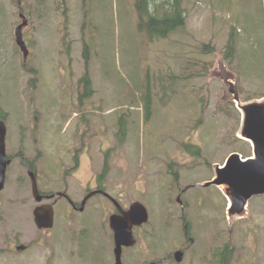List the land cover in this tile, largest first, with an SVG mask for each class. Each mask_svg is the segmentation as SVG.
Wrapping results in <instances>:
<instances>
[{"label":"rangeland","instance_id":"rangeland-1","mask_svg":"<svg viewBox=\"0 0 264 264\" xmlns=\"http://www.w3.org/2000/svg\"><path fill=\"white\" fill-rule=\"evenodd\" d=\"M184 7L186 26L151 40L138 31L135 0H0V106L12 116L7 154L21 151L39 170L60 165L67 177L74 154L88 148L97 182L107 174V192L123 210L140 202L150 216L134 228L137 244L124 250L123 264H215L213 253L226 245L229 264H264V195L239 215L227 210L226 186L201 187L231 153L252 156L238 139L234 99L264 102L257 98L264 93V2L185 0ZM21 12L29 19L26 63L14 34ZM230 42L235 53L226 57ZM87 74L91 95L84 97ZM19 164L9 166L0 194V264H114V206L91 200L92 213L78 215L59 201L53 229L41 231L31 185L14 179ZM68 186L70 196L81 192L73 178L60 190ZM178 250L185 251L181 263L169 258Z\"/></svg>","mask_w":264,"mask_h":264},{"label":"water","instance_id":"water-1","mask_svg":"<svg viewBox=\"0 0 264 264\" xmlns=\"http://www.w3.org/2000/svg\"><path fill=\"white\" fill-rule=\"evenodd\" d=\"M27 24L26 20L17 27V43L21 47L24 58L28 57V50L22 39V29ZM241 136L252 142L254 148L253 158L243 161L240 155L232 154L224 168L217 170L216 179L210 183L226 186V194L232 202L231 212L242 214L248 201L254 196L264 194V102L249 103L243 108ZM6 125L0 120V191L4 189L6 170L11 159L6 154ZM36 201L41 203V195L34 182ZM34 220L40 230L51 229L54 225V210L52 205L37 206L34 210ZM149 214L141 203H134L128 211L110 218V226L115 238V264H122V247L134 246L136 241L132 234L134 226L147 223ZM18 251L25 250L18 246ZM183 252H176L173 257L181 262Z\"/></svg>","mask_w":264,"mask_h":264},{"label":"flooded vegetation","instance_id":"flooded-vegetation-1","mask_svg":"<svg viewBox=\"0 0 264 264\" xmlns=\"http://www.w3.org/2000/svg\"><path fill=\"white\" fill-rule=\"evenodd\" d=\"M25 42L27 43V47L31 50L30 45L28 44L27 40ZM0 83H1V76H0ZM84 90L86 92L85 88ZM1 91L2 90L0 86V92ZM11 117L12 116H10V113L5 112L2 109V106H0V119L3 120L7 124V138H6L7 150H8V146H10L8 144V135L10 134L9 120L11 119ZM42 118L46 121L44 122V126H45V124H47L49 120L48 118L43 117V116ZM35 120L38 121V118H36ZM19 124L23 125L21 122ZM30 128L35 132L38 130L37 126L36 128H34L32 123L30 124ZM81 133H83V130L81 131ZM12 137H14V134L12 135ZM88 150H89L88 148L82 151L78 150L77 154H74V157L72 159L73 164L69 165V169H68L69 171L67 172V177H65L63 167H60V165L53 166V165L48 164V165H45V168H43L42 170L40 168L39 170L38 166L30 162V160H28L25 154L21 151L15 152L12 156L10 157L8 156V158H12V162L15 159H18L20 162L19 167H20L21 174L18 177L14 178L15 181L20 186H23L25 184L31 185L30 195L32 194L33 199L37 200L34 194V182H35L38 188V192L41 195V200H44V203H47V204H54V212H55V206L58 204V202L65 200L69 205L68 208L72 209L76 214L90 215L93 210L91 209V200H107V202H109L112 205V210H113V206L115 208V211L113 210L112 212L113 214L111 213L110 216L116 215V214L119 215L121 212L120 210L122 208L119 202H117L116 199H114L107 192V189H106L107 174H105L104 176L101 174L100 176L101 179H99L98 177L99 182H97V174H96V171H94V165L92 163V158L87 153ZM47 167L50 169H46ZM83 169H85L86 174H88L87 177L81 176ZM70 178H73L78 181L80 189H81V192H80L81 194L79 193V195H76V196L68 195L67 193L70 192V186L65 188V191L63 189L60 190V188H63L65 184V180H68ZM9 180H10V176L8 174V169H7L5 186H4V189L0 192V194L6 190V185L8 184ZM44 181L48 184L50 183L52 184L51 190L42 188L44 186L43 185ZM68 184L69 182L67 183V185ZM189 227L190 225L188 224V222L185 221L184 232L185 234L187 233L186 238L187 240L189 239L190 243L193 244V239L189 236ZM18 246L19 245L15 246V251H17L16 247ZM155 263L156 262L154 261L152 264H155Z\"/></svg>","mask_w":264,"mask_h":264},{"label":"trees","instance_id":"trees-1","mask_svg":"<svg viewBox=\"0 0 264 264\" xmlns=\"http://www.w3.org/2000/svg\"><path fill=\"white\" fill-rule=\"evenodd\" d=\"M185 0H135V9L138 16V31L147 35L151 40H162L168 38L171 34L182 30L186 26V8L184 7ZM226 57L235 53V44L229 43L227 45ZM204 52L205 48H204ZM84 58L86 61L89 60L88 48L85 47ZM263 60L259 61L262 65ZM88 74L85 75V89L86 92L84 97L91 95V84L88 78ZM264 97V93L260 94L257 98ZM250 96L243 99L249 101ZM151 96L150 93L145 98V112L146 119L151 118ZM125 129L123 125L120 129L122 136ZM123 137V136H122ZM108 168L106 167V171ZM225 249H221L218 253L216 252V260L219 264H229L232 255V250L226 245Z\"/></svg>","mask_w":264,"mask_h":264},{"label":"bare ground","instance_id":"bare-ground-1","mask_svg":"<svg viewBox=\"0 0 264 264\" xmlns=\"http://www.w3.org/2000/svg\"><path fill=\"white\" fill-rule=\"evenodd\" d=\"M244 106H245L244 104H241L240 102H238V109L241 113H243ZM228 200L229 202H231V199L229 198V196H228Z\"/></svg>","mask_w":264,"mask_h":264}]
</instances>
